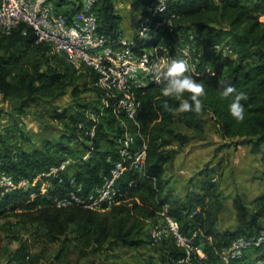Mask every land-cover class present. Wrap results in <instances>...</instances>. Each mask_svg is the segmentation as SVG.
<instances>
[{"label":"trees","instance_id":"1","mask_svg":"<svg viewBox=\"0 0 264 264\" xmlns=\"http://www.w3.org/2000/svg\"><path fill=\"white\" fill-rule=\"evenodd\" d=\"M49 1L68 18L81 5V0ZM152 1L132 0V4L140 2V10ZM67 5L69 7L64 9ZM96 11L98 32L104 34L114 46L118 45L123 38V31L121 16L115 11L114 0H97ZM169 14L176 15L175 32L196 29L199 62L195 70H190L205 85V95L201 97L202 109L199 112L181 111L178 104L182 98L164 97L160 92L161 83H148L133 89L139 102L135 122L127 119L123 112L114 110L116 97H111L105 90L93 85L95 74L90 68L76 71L71 67V70L61 71L47 66L51 45L35 42L31 27L20 23L10 33L0 34L1 97L20 98L19 108L22 109L30 102L46 96L55 99L69 87L72 97L80 99L76 103L81 108L78 111L80 117L72 118L69 122L65 119L66 113L56 112L55 118L63 126L58 138H43L40 146L31 150L13 146L11 137L17 132L16 129L4 131L0 128V161L6 170L29 177L48 166L58 165L65 154L75 157L80 151H89V158L77 165L78 179L85 181L92 178V181H85L89 187L101 182L118 157L117 147L114 146L124 134L116 136L108 128L110 123L123 122L127 125L126 131L139 133L138 142L144 141L146 145L142 170L127 173L125 181L131 180V184L126 187L121 202L107 211L78 205L55 207L52 198L63 185L54 179L48 193L33 199L26 191L6 196L0 206V213L18 209L15 212L18 221L38 227L46 242L64 240L66 244H72L85 253L86 250H98L106 242L127 246L146 242L142 236L148 234L150 220L156 221L166 209L178 220L182 232L190 233L187 232L190 226L198 228L196 242L200 243L205 256L194 259L195 264H245V255L238 261L226 263L220 258L219 251L228 247L239 235H252L264 229V226L257 223L264 214V194L256 199L259 208L248 230L221 232L216 224L226 196L218 183L212 180L216 171L212 160L197 171L196 174L203 178L199 186L186 193L184 201L177 200L167 190L165 173L173 168L177 153L182 152L190 140L206 139L205 117L208 116L214 123L216 133L224 140L216 151L245 145L253 153L261 152L264 178V21L259 19L264 15V0H172L161 16ZM206 32V47L210 49L202 51L198 44ZM132 38L136 51L152 43L146 38ZM214 44L228 46V54L214 50ZM88 75L91 76L90 87L80 88L75 84ZM224 84H232L237 91L247 93L246 99L242 100L244 119L237 120L228 111L231 97L220 95ZM87 91L93 93L101 103L100 110L92 101L81 98V94ZM184 95L186 97L188 94ZM177 114L179 118H176ZM99 116L101 118H97ZM93 124L95 134L89 137L86 131ZM23 137L20 134L19 138ZM106 143L112 145V148H104ZM181 210H185V213L182 214ZM146 243L156 252L160 249V242L151 245L147 239ZM29 250L27 244H20L6 264H38V254L30 253ZM251 250H264V246ZM173 251L168 254H173ZM257 257L264 259V255ZM257 257L248 264H254ZM159 259L164 261L165 256L160 254ZM147 264H153L152 258Z\"/></svg>","mask_w":264,"mask_h":264},{"label":"built area","instance_id":"2","mask_svg":"<svg viewBox=\"0 0 264 264\" xmlns=\"http://www.w3.org/2000/svg\"><path fill=\"white\" fill-rule=\"evenodd\" d=\"M172 0H154L144 9L135 12L133 36L146 38L152 43L136 51L134 39L122 38L114 46L108 38L98 32L97 0H81V5L71 18L55 9L49 0H0V34H8L20 23L31 27L35 42L49 43L52 49L63 54L72 68L81 71L90 68L95 77L93 85L116 97L114 110L123 112L127 119L135 122L139 102L134 88L148 83H161L166 63L171 59L186 58L189 67L195 70L199 62L196 50L197 32L194 29L174 31L175 14L161 16ZM255 2L256 0H241ZM221 44H214L220 50ZM226 47L225 49H227ZM222 52L225 54V50ZM86 134L93 137L95 124ZM139 133L126 131L117 146L118 157L112 162L101 182L85 186L75 176H66V170L74 159L65 154L58 165H51L32 176H18L3 166L0 161V206L6 196L26 191L31 199L43 195L53 187L56 179L61 190L52 198L55 207L78 205L96 211H107L123 199L131 180L126 179L130 171H141L145 164L146 145L138 142ZM138 142V143H137ZM87 151L82 156L89 158ZM67 185H64V182ZM172 238L181 254L174 264H195L194 259L205 256L196 233H184L178 220L165 209L161 217L148 229L151 245ZM264 246V229L252 235L237 236L228 247L219 251L226 262L240 260L246 251ZM254 264H264L257 257Z\"/></svg>","mask_w":264,"mask_h":264},{"label":"rangeland","instance_id":"3","mask_svg":"<svg viewBox=\"0 0 264 264\" xmlns=\"http://www.w3.org/2000/svg\"><path fill=\"white\" fill-rule=\"evenodd\" d=\"M131 1L119 0L124 18L123 23L126 24L125 28L127 31L131 27L134 28L135 12L141 8L140 2L134 5ZM259 19L264 21V15L260 16ZM207 34L206 32L200 37L198 46L202 51L210 49V47H206L205 36ZM226 47L228 46L221 45L219 49H224L226 51L225 54H228L229 49H225ZM47 58V66L51 69L61 71L71 70L72 66L69 64L67 58L63 54L55 52L51 47L49 48ZM90 80L91 76L88 75L76 81L75 84L80 88L90 87L92 85ZM81 98L92 101L96 105V108L100 110L101 103L97 101L93 93L89 91L82 93ZM77 100L80 99L72 97L69 87L66 88L64 94L59 95L55 99L46 96L38 101L30 102L22 109L19 108L20 98H3L0 96V128L4 131L16 129L17 132L11 137L13 146H22L27 150H31L33 147L40 146V140L43 138H58L63 126L55 118L56 112L60 114L66 113L65 119L68 122L72 118L76 119L80 117L78 111L81 108L77 105ZM176 116V118H179V114ZM97 118H101V116ZM205 118L208 141L215 143L217 148H219L224 141L218 137L210 118L208 116ZM126 127L127 125L121 121L108 125L109 130L116 134V136L123 135L127 130ZM20 134L21 137L25 136L23 137L24 139L19 138ZM198 146L200 144H197L194 140H190L184 145L183 151L179 153L186 154V152ZM214 157H211V159ZM234 163V160H228V163L223 167V170L227 168V173H223L221 177L214 176L215 179L213 181H219L220 185L223 184V186L231 182L228 176L234 173ZM16 211L18 209L0 213V264H6L15 248L22 243L29 246L30 253L38 254L36 260L38 264H145L152 256L153 249L147 247V239L146 244L138 246L106 242L98 250H86L84 251L85 253L80 252L72 244H66L67 242L64 240L49 243L41 237V231L38 227L18 221L15 217ZM259 223L264 226V217L263 219H259Z\"/></svg>","mask_w":264,"mask_h":264},{"label":"crops","instance_id":"4","mask_svg":"<svg viewBox=\"0 0 264 264\" xmlns=\"http://www.w3.org/2000/svg\"><path fill=\"white\" fill-rule=\"evenodd\" d=\"M68 7L69 6L67 5L63 8L65 9ZM120 7L121 4L119 3V0H114L115 11L121 16L120 25L123 31V38L131 39L133 35V28H129L128 31L125 28L126 24L123 23L124 18ZM217 135L221 139L218 133ZM205 136L206 139L195 141L197 144H200V146L189 150L186 154L177 153L173 168L168 169L165 173V178L168 181L167 190L177 200L184 201L186 193L193 187L199 186L203 176H199L196 173L210 161L211 157L215 156L211 160L213 162L212 166H215L216 168L212 180L215 179L214 176L221 177L223 173H227V168L226 170H223V167L228 163V160H234V173L231 176H228L231 182H228V184L223 186V184L220 185V182L217 181L219 188L223 191V193H225L226 199L224 201L223 209L218 214L216 226L221 232L226 230L231 232L240 230L246 231L250 228V224L252 222L251 219L259 208L256 199L264 194V178L262 176L261 164L262 153H253L251 152L250 147L245 145L238 147H225L216 151V144L208 141L206 129ZM118 144L119 143H116L114 147H117ZM36 147H39V145ZM109 147L112 148V145L108 143L104 145V148ZM77 148L78 147H76V149ZM84 154V151H80L77 156H71L74 161L66 170V176H75L78 178L79 169L77 165L83 161L82 156ZM85 181H92V178H88ZM85 181L83 183H85L84 185L86 186L87 183ZM166 208H168V206H166ZM181 212L184 214L185 210H181ZM263 217L264 214L261 218L263 219ZM259 219L257 220V223L258 225H262L259 223ZM154 220L155 219L150 220V223L154 222ZM187 232L196 233L197 236L199 234L198 228L194 226H190ZM142 239H148V234L143 235ZM160 244V249H158L157 252L151 247L153 249L151 256L153 264H174L177 257L181 254V249L177 247L172 238L164 239L160 242ZM147 247L150 246L147 245ZM170 251H173L174 253L168 254ZM160 254L165 256L164 261L159 259ZM258 255H264V250L246 251L244 263H251ZM147 262L148 260L145 264H147Z\"/></svg>","mask_w":264,"mask_h":264},{"label":"clouds","instance_id":"5","mask_svg":"<svg viewBox=\"0 0 264 264\" xmlns=\"http://www.w3.org/2000/svg\"><path fill=\"white\" fill-rule=\"evenodd\" d=\"M160 92L164 97L182 98L178 104L179 110L199 112L203 105L201 97L205 95V85L203 81L191 74L186 58L171 59L166 63ZM185 93L188 94L186 97ZM220 95L231 97L227 105L228 111L235 119H244L245 107L242 100L246 99L247 93L237 91L232 84H224Z\"/></svg>","mask_w":264,"mask_h":264}]
</instances>
